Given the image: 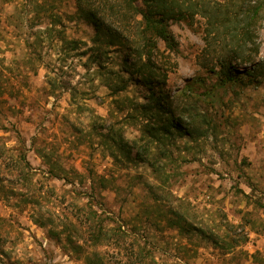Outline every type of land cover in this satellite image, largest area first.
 Here are the masks:
<instances>
[{"label":"rangeland","instance_id":"obj_1","mask_svg":"<svg viewBox=\"0 0 264 264\" xmlns=\"http://www.w3.org/2000/svg\"><path fill=\"white\" fill-rule=\"evenodd\" d=\"M204 23L170 25L186 131L147 154L132 57L75 0H0V264H264V25L234 64L250 76L222 84L198 64ZM101 223L126 242L92 246Z\"/></svg>","mask_w":264,"mask_h":264},{"label":"trees","instance_id":"obj_2","mask_svg":"<svg viewBox=\"0 0 264 264\" xmlns=\"http://www.w3.org/2000/svg\"><path fill=\"white\" fill-rule=\"evenodd\" d=\"M75 1L79 16L94 27L96 42L104 41L107 45L124 49L133 59V71L129 73L131 81L149 91V101L142 105V114L152 121L145 127L140 139L146 141L147 154L153 146L161 148L170 143L176 132L182 135L186 131L181 119L167 108L169 97L164 87L169 73L177 67V63L171 61L172 55L179 52V43L170 31L171 23H192L197 17L204 19L205 47L198 64L208 74L218 75L222 84L245 80L246 76H250V73L237 70L234 64L252 63L260 52L258 39L264 25V0ZM160 41L167 53L160 51ZM123 90L125 87L117 91ZM154 119L160 124L153 122ZM122 142L119 143L120 150H135L136 147ZM136 154L139 157V150ZM166 155L167 152L163 151V157ZM141 160L149 162L147 157ZM26 166L29 167V164ZM89 238L92 246L104 241L112 244L113 240H126L116 230L104 228L102 223L93 227ZM256 255L253 258L257 264ZM145 258L147 255L139 257V263L147 264ZM89 264L96 263L90 261ZM99 264H104L103 260Z\"/></svg>","mask_w":264,"mask_h":264}]
</instances>
